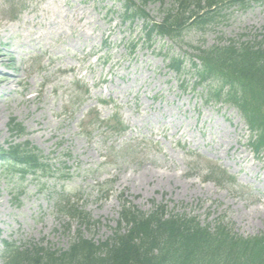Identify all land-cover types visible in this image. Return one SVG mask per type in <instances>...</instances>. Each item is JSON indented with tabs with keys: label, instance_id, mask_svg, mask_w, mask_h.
I'll list each match as a JSON object with an SVG mask.
<instances>
[{
	"label": "rangeland",
	"instance_id": "374dc122",
	"mask_svg": "<svg viewBox=\"0 0 264 264\" xmlns=\"http://www.w3.org/2000/svg\"><path fill=\"white\" fill-rule=\"evenodd\" d=\"M122 2L0 0V78L11 80L0 83V148L28 142L53 166L21 183L0 172V255L2 241L66 249L78 230L104 241L120 199L141 212L161 204L201 225L222 221L245 239L264 234V159L237 109L206 103L209 83L197 86L188 70L195 49L264 50V0L246 9L224 2L204 30L152 44L143 28L161 23L173 1H151L145 17L125 22ZM173 54L186 59L179 79L167 68ZM61 200L86 212L89 225L61 214Z\"/></svg>",
	"mask_w": 264,
	"mask_h": 264
},
{
	"label": "trees",
	"instance_id": "16d2710c",
	"mask_svg": "<svg viewBox=\"0 0 264 264\" xmlns=\"http://www.w3.org/2000/svg\"><path fill=\"white\" fill-rule=\"evenodd\" d=\"M153 0H140L146 4ZM161 1V0H156ZM174 8L164 13L161 24L144 27L148 43L153 35L177 41L187 29L204 30L219 16L224 2L244 9L249 0H172ZM203 3V4H202ZM192 8V9H191ZM188 13V14H187ZM144 15L129 0L123 19ZM196 56L201 66L195 70L197 85L209 83L208 103H228L236 107L250 130L255 133L251 146L264 157V50L260 44L219 43ZM168 68L184 75L183 58L169 57ZM219 87H212L214 82ZM228 87L227 92L223 88ZM12 135L20 137L24 129L14 119L9 123ZM2 173L21 180L28 175L51 171L41 153L29 143L0 148ZM59 204V210L80 226L89 224V216L73 206ZM201 225L197 218L168 212L157 205L142 213L123 202L113 234L103 242L84 239L77 232L66 249H53L37 243L2 241L1 264H264V234L240 238L221 221Z\"/></svg>",
	"mask_w": 264,
	"mask_h": 264
},
{
	"label": "bare ground",
	"instance_id": "6f19581e",
	"mask_svg": "<svg viewBox=\"0 0 264 264\" xmlns=\"http://www.w3.org/2000/svg\"><path fill=\"white\" fill-rule=\"evenodd\" d=\"M0 57H4V55L1 54V52H0ZM10 81H11V80H10V77L4 76V75L0 78V83H6V84H9Z\"/></svg>",
	"mask_w": 264,
	"mask_h": 264
}]
</instances>
